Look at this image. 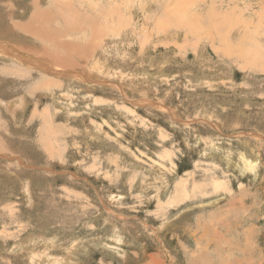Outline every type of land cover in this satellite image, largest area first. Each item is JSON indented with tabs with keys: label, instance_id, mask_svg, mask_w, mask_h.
Wrapping results in <instances>:
<instances>
[{
	"label": "rangeland",
	"instance_id": "1",
	"mask_svg": "<svg viewBox=\"0 0 264 264\" xmlns=\"http://www.w3.org/2000/svg\"><path fill=\"white\" fill-rule=\"evenodd\" d=\"M0 50V264H264V0H0Z\"/></svg>",
	"mask_w": 264,
	"mask_h": 264
},
{
	"label": "bare ground",
	"instance_id": "2",
	"mask_svg": "<svg viewBox=\"0 0 264 264\" xmlns=\"http://www.w3.org/2000/svg\"><path fill=\"white\" fill-rule=\"evenodd\" d=\"M55 1H56V0H55ZM58 1H59V0H58ZM37 2H38V1H37ZM53 3H54V2H53ZM35 4L37 5L36 2H35ZM38 5H39V4H38ZM40 5H41V4H40ZM40 5H39V6H40ZM59 5H60V4H59ZM59 5H58V6H59ZM51 6H52V5H51ZM49 7H50V6H49ZM49 7H48V8H49ZM54 7H55V4H54ZM54 7L52 6V8H54ZM36 8H37V7H36ZM50 8H51V7H50ZM55 8H56V7H55ZM60 8H61V6H60ZM60 8H59V9L57 8V10L64 11V10H61V9H63V8H61V9H60ZM40 9H41V7H40ZM40 9H39V10H40ZM39 10H38V11H39ZM45 10H46V9H45ZM45 10L42 11V12H41V10H40V12H38V15L41 16V17L38 16V20H39V22H44V21L47 19V18H46V19H44V21H41L44 17H48V16H44V17H43V15H42L43 12H44V13L46 12ZM52 10H53V9H52ZM73 11H74V9H73ZM50 12H52L51 9H50ZM58 12H59V11H58ZM64 12H65V11H64ZM66 12H67V11H66ZM68 12H69V11H68ZM10 13H11V12H10ZM33 13H35V12H33ZM33 13H32V14H33ZM36 13H37V12H36ZM44 13H43V14H44ZM47 13L49 14V12H47ZM54 13L56 14L57 12H53L52 14H54ZM60 13H61V12H60ZM60 13H59V14H60ZM59 14H58V15H59ZM44 15H45V14H44ZM66 15H67V13L65 14V16H66ZM32 16H34V18H35V14L32 15ZM32 16H31V18H32ZM36 16H37V15H36ZM50 16H52V15L50 14ZM61 16H62V14H61ZM52 17H54V16H52ZM55 17L59 18V16H55ZM40 18H42V19H40ZM50 18H51V17H50ZM50 18H49V19H50ZM57 18H56V19H57ZM67 18H68V17H67ZM29 19H30V18H29ZM36 19H37V18H36ZM49 19H47V20H49ZM53 19L56 21L55 18H53ZM59 19H60V18H59ZM59 19H58V20H59ZM64 19H65V17H64ZM64 19H63V20H64ZM38 20H37V21H38ZM54 20H53V21H54ZM67 20H68V19H67ZM84 20H85V19H84ZM59 21H60V20H59ZM34 22H35V21H34ZM45 22H46V21H45ZM55 23H56V22H55ZM53 24H54V23H53ZM33 25H34V24H33ZM37 25H38V24H37ZM45 25H46V24H45ZM55 28H56V27H55ZM40 29H42V28H40ZM35 32H36V31H35ZM35 32H34V33H35ZM43 32H44V31H43ZM8 33H9V31H8ZM41 33H42V32H41ZM47 33H48V32H47ZM49 33H50V32H49ZM51 33H52V32H51ZM51 33H50V34H51ZM54 33L56 34L57 32L55 31V32H53V34H54ZM37 34H38V33H37ZM37 34H36V36H37ZM50 34H49V36H48V34H46V35H47L48 37H50V36H52V35H50ZM55 34H54V35H55ZM38 35L40 36V34H38ZM41 35H42V34H41ZM82 35H83V34H82ZM16 36H17V35H16ZM31 36H33V35H31ZM43 36H44V37H43L42 39L45 38V34H43ZM47 36H46V37H47ZM55 36H56V35H55ZM10 37H11V36H10ZM40 37H42V36H40ZM53 37H54V36H53ZM58 37H59V36H58ZM18 38H19V37H18ZM50 38H51V37H50ZM6 39H7V38H6ZM34 39H35V38H34ZM38 39H41V38H38ZM46 39H47V38H46ZM46 39H44V40H46ZM31 41H32V40H31ZM39 41H40V40H39ZM35 42H36V41H35ZM40 42H42V41H40ZM48 42H49V41H48ZM58 42H59V41H58ZM60 42H61V41H60ZM28 43H29V42H28ZM33 43H34V42H33ZM44 43H46V42H44ZM8 45H9V44H8ZM15 46H16V45H15ZM15 46H13L14 48L12 47V49L7 48V46H5V47H6V48H5V52H6V51H9L10 53H8V54H13L14 52L17 53L16 50L14 51ZM23 46H24V45H23ZM2 47H3V46H2ZM21 47H22V46H21ZM23 48H24V47H23ZM25 49H26V48H25ZM39 49H40V48H39ZM64 49H65V48H64ZM1 50H2V48H1ZM1 50H0V51H1ZM58 50H59V49H58ZM2 51H3V50H2ZM23 51H24V49H23ZM23 51H22V52H23ZM64 51H65V50H64ZM64 51H63V52H64ZM5 52H1V54L4 55ZM24 52H27V51H24ZM29 52H30V51H29ZM52 52H54V51H52ZM58 52H59V51H58ZM60 52H61V50H60ZM63 52H62V53H63ZM6 54H7V53H6ZM6 54H5V55H6ZM27 54H28V53H27ZM50 54H51V53H50ZM53 54H54V53H53ZM61 55H62V54H61ZM6 56H7V55H6ZM13 56H14V54H13ZM29 56H30V55H29ZM29 56L27 57V55H24V53H23V54H17V58L21 61V63H23L24 66H25V65L27 66V64H28V65H31V67H32V66H34L35 68H36V67H39L40 65H38V64L36 65V64L33 63V60L31 59L32 56H31V57H29ZM47 56H48V55H47ZM9 57H11V56H9ZM37 57H38V56H37ZM54 57H55V56L53 55V60H56V58L54 59ZM56 57H57V56H56ZM33 58H34V57H33ZM48 58H49V60H51V62H49V63H51V64L53 65V61H52V59H51L52 57H51V58L48 57ZM48 58H47V60H48ZM59 58H61V57H59ZM71 58H72V57H71ZM36 59L38 60V58H36ZM61 60H62V59H61ZM34 61H35V60H34ZM38 61H39V60H38ZM40 61L43 62L42 60H40ZM40 61H39V62H40ZM44 61H45V60H44ZM59 61H60V60H59ZM41 62H40V63H41ZM45 62H46V61H45ZM35 63H36V62H35ZM40 63H39V64H40ZM49 63H48V64H49ZM54 63H56V62H54ZM44 64H45V63H44ZM57 64H58V63H57ZM54 65H55V64H54ZM54 65H53V66H54ZM42 66H43V65H42ZM34 67H33V68H34ZM55 67H56V66H55ZM63 67H64V66H63ZM42 68H43V67H42ZM51 68H52V67H51ZM1 69H3V68H1ZM44 69H46V68H44ZM49 69H50V68H49ZM52 69H53V68H52ZM4 70H5V69H4ZM4 70H3V71H4ZM3 71H2V72H3ZM46 71L48 72L49 70H46ZM61 71H62V70H61ZM0 72H1V71H0ZM58 72H60V71H58ZM62 72H63V71H62ZM62 74H64V73H62ZM84 79H85V78H84ZM24 81L26 82V80H24ZM28 81H29V80H28ZM21 82H22V81H21ZM23 84H24V83H23ZM18 98H19V97H18ZM21 143H22V142H21ZM2 150H3V149H2Z\"/></svg>",
	"mask_w": 264,
	"mask_h": 264
}]
</instances>
